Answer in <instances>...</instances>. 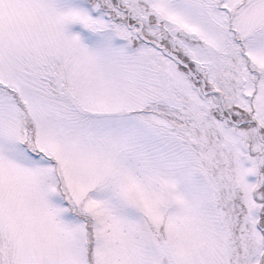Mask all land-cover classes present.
<instances>
[{"label": "snow or ice", "instance_id": "snow-or-ice-1", "mask_svg": "<svg viewBox=\"0 0 264 264\" xmlns=\"http://www.w3.org/2000/svg\"><path fill=\"white\" fill-rule=\"evenodd\" d=\"M0 264H264V0H0Z\"/></svg>", "mask_w": 264, "mask_h": 264}]
</instances>
